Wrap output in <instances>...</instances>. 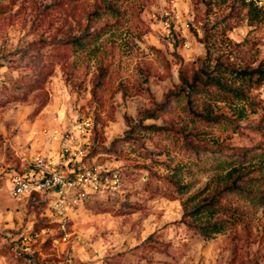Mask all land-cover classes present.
<instances>
[{"label": "rangeland", "instance_id": "374dc122", "mask_svg": "<svg viewBox=\"0 0 264 264\" xmlns=\"http://www.w3.org/2000/svg\"><path fill=\"white\" fill-rule=\"evenodd\" d=\"M243 71L264 77V0H0V264H264ZM36 156L74 183L64 223L48 191L12 194Z\"/></svg>", "mask_w": 264, "mask_h": 264}, {"label": "built area", "instance_id": "2783aa9c", "mask_svg": "<svg viewBox=\"0 0 264 264\" xmlns=\"http://www.w3.org/2000/svg\"><path fill=\"white\" fill-rule=\"evenodd\" d=\"M69 151L71 147L69 146L68 138L62 142V150ZM72 152V150H70ZM73 155L76 153L73 152ZM35 168L34 171L25 174L24 176H19L12 181V194L14 197H20L22 195L34 194V193H44L49 192L54 195L52 200V207L56 210L59 216L65 219L68 215L70 209H74L77 206V202H71L67 200V190L73 186V181L69 178L63 176L62 171L58 168H52L45 158L41 156H36L32 164ZM49 165V166H48ZM38 170V171H36ZM85 176V174H78V176ZM80 180H83L80 177Z\"/></svg>", "mask_w": 264, "mask_h": 264}, {"label": "trees", "instance_id": "16d2710c", "mask_svg": "<svg viewBox=\"0 0 264 264\" xmlns=\"http://www.w3.org/2000/svg\"><path fill=\"white\" fill-rule=\"evenodd\" d=\"M204 74L206 76L205 79H202L198 75L195 77V80L202 84L203 88L201 89V91L204 94L211 95V94H214L216 92H223L224 90H226V86L223 84L221 78H214V77L210 76L208 73H204ZM241 74H242V77L246 78V80L244 79L245 82L246 81H252L253 80L252 79L253 75H257L258 76V78H257L258 82L264 80V77H262L260 75V73L243 71ZM192 89H193V91L197 92V90H199V87H192ZM232 92L234 94H236L237 97H240L239 95H241L240 91L233 90ZM213 204H211V206ZM215 204H217V203H215ZM218 207H219L218 205L213 206L214 211H217ZM219 210H223L226 213H235L238 209L236 207H232L231 205H226V206H223L222 208H219ZM219 227H220V223L219 222H215L213 224V226H212V228L214 230L219 229Z\"/></svg>", "mask_w": 264, "mask_h": 264}]
</instances>
